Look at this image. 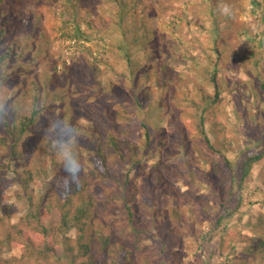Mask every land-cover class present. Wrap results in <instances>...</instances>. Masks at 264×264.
<instances>
[{
	"label": "trees",
	"instance_id": "obj_1",
	"mask_svg": "<svg viewBox=\"0 0 264 264\" xmlns=\"http://www.w3.org/2000/svg\"><path fill=\"white\" fill-rule=\"evenodd\" d=\"M53 1L49 7L42 0H0V255L19 249L20 264H123L113 239L139 244L150 238L149 218L160 217L153 193L166 188L162 176L155 182L151 174L144 177V160L160 140V149L170 145L185 153L184 162L166 168L171 177L196 186L206 184L219 209L204 245L207 238L219 237L223 255L232 227L244 222L248 233L240 239L244 247L230 262L264 264V214L250 221L241 212L244 191L254 187V170L264 167V134L257 132L264 128V29L257 32L264 28V0L250 2L257 23L248 27L233 21V30L225 23L238 12H220L228 0H200L207 8L198 13L201 39L195 41L205 53L187 48V74L181 79L173 68L175 56L164 49L167 41L151 27L153 17L146 8L140 10L144 29L139 22L131 26L124 22L122 6L136 14L142 0H87L83 15L75 14L74 8L66 13L53 10L60 2ZM40 5L63 18L62 47L83 51L73 61L74 71L58 81L51 80L58 67L52 72L51 37L37 12ZM104 7L111 19L110 11L118 15L112 21L117 30H108L106 36L99 35L100 25L98 29L92 19L85 20L87 12L98 14ZM216 14L224 19L222 24L216 22ZM242 36L250 47H242L240 53ZM93 52L100 61L91 58ZM61 69L69 71L65 62ZM106 74L114 75L121 85L113 89L111 81H103ZM148 103L159 120L170 112L168 124L175 131L169 134L150 125ZM223 116L225 121L232 116L242 129L255 126L247 133L253 142L234 163L223 152L228 151L227 144L230 147L227 139L219 137L225 131ZM83 118L88 124L81 123ZM57 121L72 126L71 150L82 165L76 178H69L57 160L53 142ZM33 154L49 158L50 171L29 167L27 157ZM212 157H222L228 173V184L219 191L212 173L201 166L210 164ZM52 175L59 178L57 183L51 181ZM261 178L264 185V173ZM35 179L49 186L44 193L32 188ZM136 180L142 182L140 187ZM12 185L18 188L13 199L26 206L16 223L17 207L6 202L5 195ZM204 203L198 201L203 209ZM205 211L212 221L211 210ZM116 212L120 215L111 219ZM171 217L179 225L194 227V222L176 213ZM135 254L125 264H163L148 247L138 246ZM0 264L14 263L0 256Z\"/></svg>",
	"mask_w": 264,
	"mask_h": 264
},
{
	"label": "rangeland",
	"instance_id": "obj_2",
	"mask_svg": "<svg viewBox=\"0 0 264 264\" xmlns=\"http://www.w3.org/2000/svg\"><path fill=\"white\" fill-rule=\"evenodd\" d=\"M59 6L55 7L53 10H57L61 13H66L71 11L74 8L75 14L83 15L86 11L87 0H57ZM106 1V0H101ZM45 4H48L49 7L53 6V0H42ZM143 2V3H142ZM141 3L137 4L136 14L129 12V8L125 5L122 6V12H125L124 22L127 26H131L135 22H139L140 28L144 29V12L140 14V10L144 9L146 13H150L152 18V26L157 29V34H161L165 38L164 49L174 54L176 63L173 64V68L177 73V79L185 77L187 74L186 64L187 61L184 57L189 56L187 53V48H190L194 53L200 54L204 50L199 49L196 46L195 39H201V22L198 15L205 6L204 3H200V0H142ZM229 5H223L220 12L231 13L232 9L238 12V16L235 19L229 20L225 25L231 26L230 30L234 29L233 21L237 24L244 23L250 27L254 22L257 23L258 15L252 10V5L250 4L251 0H228ZM99 4V3H98ZM105 6V4H102ZM207 8V7H206ZM107 7L101 9V13L90 14L87 12L86 18L92 19L93 24L100 29L98 31L99 35L106 36L108 30L112 32L116 31L117 28L113 26L112 21L117 20L115 16H118L117 13H111V17H108L104 12ZM149 11V12H148ZM42 14L43 24L46 28V32L50 35L51 39V50L49 54L53 57V63L51 65L52 72L53 68L56 65L58 67L57 72L51 75L52 81H58L64 77V74L68 75L70 71H74V59L79 56H82V50L74 51L78 49L72 48L71 50L65 49L62 47L63 42L61 40L60 31L62 29L61 22L63 18L59 17L55 13L49 10L47 6L40 5L38 11ZM261 10L259 13L261 14ZM218 19L217 23L222 24L224 19L220 15L216 14ZM122 17V16H120ZM35 22L39 20L34 19ZM97 22L99 24H97ZM257 32H260L264 28L262 26ZM241 41L242 44L237 48V52L242 53V47H250V44L247 42L245 36ZM144 39V38H143ZM133 43L136 45V40H133ZM201 45H205L204 41H200ZM68 45V43H66ZM90 46V44H89ZM144 50V47H143ZM93 52L91 58L100 61L99 57ZM205 53V52H204ZM151 53H149L150 55ZM202 55V54H201ZM199 55V56H201ZM235 58L234 56L231 57ZM65 62L68 65L69 71L65 72L61 69V63ZM153 61L152 65H155ZM103 66H101L102 68ZM150 67H152L150 65ZM239 79V76L237 77ZM103 81H111L113 84V89L118 88L121 84L118 78L114 75L106 74L103 77ZM148 108V122L152 127L158 126V129H163L167 133H172L175 129L170 128L169 114L164 116L163 119H157V111L151 106L150 103L145 105ZM230 110V109H228ZM171 111V110H170ZM233 116V115H232ZM230 116V120L225 121V116L222 118V123L224 125V132L219 134L221 139H227L230 147L227 144L228 151H223L225 156L234 163L239 159V156L245 153L247 150L246 144L253 142L252 138L248 136V131L253 132L255 126H249V128L242 129L234 118ZM159 120V122H158ZM47 123V122H46ZM82 124H88V121L84 118L81 120ZM48 124V123H47ZM259 127V126H258ZM208 131L210 126L207 127ZM247 131V132H246ZM257 132L260 135L264 134V128H257ZM138 135V132L136 133ZM139 136V135H138ZM212 141L216 138L211 135ZM70 147H72L70 145ZM161 148V141L157 140L155 149L151 155L147 156L145 161L144 177H147L151 174L154 179V182L157 180L159 174L162 176V185L165 186V189L156 190L153 193V200H157V211L160 216L159 219L149 218L150 222L147 226V231L150 236L148 239H143L139 244H135L132 241H123L119 240L117 237L113 239L112 246L114 247L115 252H119L120 260L123 264L125 261L132 260L135 258V253L138 252V246L148 247L156 252V254L162 259L163 264H232L230 258L237 256L243 244L240 239L243 235H248L247 230L244 228V222L241 224L236 223L232 227V232L229 237L226 239V243L223 249V255L220 254L218 244L220 242L219 237H216L213 240L207 238V245H204L205 235L211 230V224L214 221L215 212L219 211L216 207V202L211 199L210 196L211 190L205 184L204 186H196L190 184V182H185L184 180H175L170 175V170H167V167L173 166L176 162H184L186 157L183 149L171 148L165 146ZM251 149H256L253 146ZM28 165L31 168L35 166L38 169L42 167L49 170L51 169L52 162L47 157L37 158V155H30L27 157ZM209 161V160H208ZM206 167L201 164L203 168L212 173V177L215 180V183H218L221 188H216L218 191L222 187H226L228 184V173L223 166L222 157H212ZM215 163V165H213ZM263 166H257L254 170V185L253 188H248L244 191V202L242 204L241 212L244 214L246 220L256 221V218L264 214V185L262 184V174L264 173ZM53 177V175H52ZM51 181L57 183L59 178L53 177ZM12 176L8 178V181L11 182ZM136 185L140 187L142 185L141 181L136 180ZM49 186L43 185L38 179H35L32 188L36 190L37 193H44L45 189ZM6 200L8 199L9 204L16 206L14 213L13 222H18V220L25 215L26 206L24 203H16L13 199L15 193L18 191L17 186L12 185L8 186L6 189ZM237 189H234V192ZM130 193V190L127 192ZM151 200V199H150ZM203 200L206 205V208L200 207L198 201ZM5 201V198H2V202ZM152 201V200H151ZM230 204V203H229ZM200 208V210H197ZM211 210V218L205 216L206 211ZM168 212L166 216L165 213ZM176 213L180 215L184 220L194 222V227L188 225H179L177 224L170 215ZM225 214V211L221 212ZM241 214V215H242ZM120 213L116 212L111 219L116 218ZM1 216V214H0ZM169 217V218H168ZM237 217V215H235ZM190 222V223H191ZM241 231V233H239ZM123 250H120V249ZM4 262H11L14 264H20L21 257H23L22 251L19 249H13L10 253H1ZM126 256V258H125ZM138 264V263H136Z\"/></svg>",
	"mask_w": 264,
	"mask_h": 264
},
{
	"label": "clouds",
	"instance_id": "obj_3",
	"mask_svg": "<svg viewBox=\"0 0 264 264\" xmlns=\"http://www.w3.org/2000/svg\"><path fill=\"white\" fill-rule=\"evenodd\" d=\"M57 131L58 136L53 141L57 148V160L69 178H76L82 171V165L78 156L73 153L70 147L74 136L72 126H65L63 121H57Z\"/></svg>",
	"mask_w": 264,
	"mask_h": 264
}]
</instances>
